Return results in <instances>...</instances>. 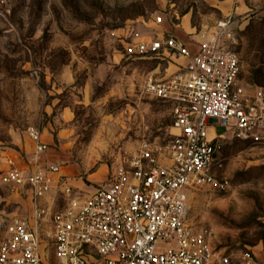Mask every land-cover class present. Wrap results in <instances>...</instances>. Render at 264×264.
I'll use <instances>...</instances> for the list:
<instances>
[{"label":"rangeland","instance_id":"rangeland-1","mask_svg":"<svg viewBox=\"0 0 264 264\" xmlns=\"http://www.w3.org/2000/svg\"><path fill=\"white\" fill-rule=\"evenodd\" d=\"M227 1L229 11L241 3L0 0V243L10 218L31 209L4 163L9 153L33 161L29 128L48 144L39 162L76 166L70 181L78 189L103 182L115 165L145 150H168L172 105L143 83L173 71L176 59L143 53L138 44L163 33L189 41V33L229 14ZM251 8L234 14L237 51L247 87L264 98V14ZM213 126L223 165L215 183L192 189L189 219L212 229L230 264H244V255H256L253 248L264 243V140Z\"/></svg>","mask_w":264,"mask_h":264},{"label":"built area","instance_id":"built-area-1","mask_svg":"<svg viewBox=\"0 0 264 264\" xmlns=\"http://www.w3.org/2000/svg\"><path fill=\"white\" fill-rule=\"evenodd\" d=\"M235 23L230 13L189 41L163 33L139 42L143 53L176 59L173 71L143 83L172 105L173 139L165 152L145 150L115 165L92 191L74 187L60 164L40 163L48 144L38 128L28 129L33 161L9 153L4 163L31 209L10 218L0 264H230L212 229L190 221L189 198L215 183L223 165L213 124L246 140L264 138V98L242 77ZM243 263L264 259L246 254Z\"/></svg>","mask_w":264,"mask_h":264},{"label":"crops","instance_id":"crops-1","mask_svg":"<svg viewBox=\"0 0 264 264\" xmlns=\"http://www.w3.org/2000/svg\"><path fill=\"white\" fill-rule=\"evenodd\" d=\"M238 2H241L240 5L236 8V9H231V11H229L228 8V1L226 2V7L225 10L227 12H229V14H236V12L238 11V14L243 13L245 10H247V8H250V5L254 6V9L251 8L252 10H256L258 11L260 14H264V0H237ZM264 140V138H263ZM53 163H57V162H53ZM78 168L74 165H66V166H61L60 169V173L67 175V176H75L77 174ZM93 185H89V187L87 188H83L84 190H89L92 191L93 190ZM253 249H258L255 253H256V257L260 258V259H264V243L263 244H258L256 245Z\"/></svg>","mask_w":264,"mask_h":264}]
</instances>
